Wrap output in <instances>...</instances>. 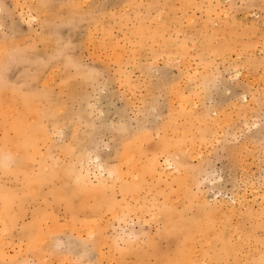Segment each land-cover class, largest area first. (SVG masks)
I'll list each match as a JSON object with an SVG mask.
<instances>
[{"label": "rangeland", "instance_id": "rangeland-1", "mask_svg": "<svg viewBox=\"0 0 264 264\" xmlns=\"http://www.w3.org/2000/svg\"><path fill=\"white\" fill-rule=\"evenodd\" d=\"M0 221V264H264V0H0Z\"/></svg>", "mask_w": 264, "mask_h": 264}, {"label": "bare ground", "instance_id": "bare-ground-1", "mask_svg": "<svg viewBox=\"0 0 264 264\" xmlns=\"http://www.w3.org/2000/svg\"><path fill=\"white\" fill-rule=\"evenodd\" d=\"M167 163H169V165L173 164L171 158L167 160ZM95 165H96L95 167H96L97 171L96 170H91V168H89V171L90 170L93 171L92 173L95 175V177L102 178L103 176H106L108 178L116 179L114 174L108 172L107 166L101 161V159H97L95 161Z\"/></svg>", "mask_w": 264, "mask_h": 264}]
</instances>
